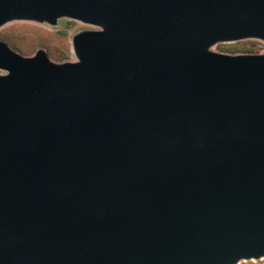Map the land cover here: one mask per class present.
<instances>
[{
  "label": "water",
  "instance_id": "95a60500",
  "mask_svg": "<svg viewBox=\"0 0 264 264\" xmlns=\"http://www.w3.org/2000/svg\"><path fill=\"white\" fill-rule=\"evenodd\" d=\"M71 19L74 62L0 41V264L264 258V0H0Z\"/></svg>",
  "mask_w": 264,
  "mask_h": 264
},
{
  "label": "rangeland",
  "instance_id": "374dc122",
  "mask_svg": "<svg viewBox=\"0 0 264 264\" xmlns=\"http://www.w3.org/2000/svg\"><path fill=\"white\" fill-rule=\"evenodd\" d=\"M86 30L97 28L66 18L58 19L54 26L15 20L0 27V41L23 57H32L37 50H44L50 61L61 64L76 61L72 51V38ZM211 50L225 55L261 54L264 53V41L241 40L219 43ZM2 73L0 70V74ZM237 264H264V258L243 260Z\"/></svg>",
  "mask_w": 264,
  "mask_h": 264
}]
</instances>
